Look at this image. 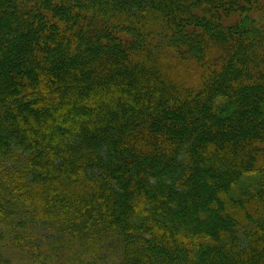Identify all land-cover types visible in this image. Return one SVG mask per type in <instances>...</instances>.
Instances as JSON below:
<instances>
[{
  "label": "trees",
  "instance_id": "16d2710c",
  "mask_svg": "<svg viewBox=\"0 0 264 264\" xmlns=\"http://www.w3.org/2000/svg\"><path fill=\"white\" fill-rule=\"evenodd\" d=\"M260 5L0 0V263L264 264Z\"/></svg>",
  "mask_w": 264,
  "mask_h": 264
},
{
  "label": "rangeland",
  "instance_id": "374dc122",
  "mask_svg": "<svg viewBox=\"0 0 264 264\" xmlns=\"http://www.w3.org/2000/svg\"><path fill=\"white\" fill-rule=\"evenodd\" d=\"M260 4H261L260 5L261 8L253 12L252 15L257 21H259L260 24H264V0H260ZM189 75H192V77L188 79L189 81H192L193 79L199 76L198 73H194V74L190 73ZM178 80L181 81L182 79L178 77ZM103 248H100L97 250H88L87 255H79L78 257L72 260L71 264H113L114 258L113 257L106 258L105 255H106L107 250ZM11 257L13 256L11 255ZM0 264H4V263H0ZM5 264H8V263H5ZM9 264H20V263H18L17 261H14Z\"/></svg>",
  "mask_w": 264,
  "mask_h": 264
}]
</instances>
